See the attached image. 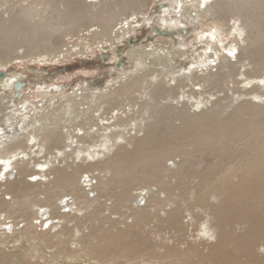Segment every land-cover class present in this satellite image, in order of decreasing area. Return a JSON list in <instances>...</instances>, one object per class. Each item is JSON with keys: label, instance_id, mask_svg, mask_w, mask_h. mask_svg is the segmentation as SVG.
I'll return each instance as SVG.
<instances>
[{"label": "bare ground", "instance_id": "bare-ground-1", "mask_svg": "<svg viewBox=\"0 0 264 264\" xmlns=\"http://www.w3.org/2000/svg\"><path fill=\"white\" fill-rule=\"evenodd\" d=\"M11 1L13 0L8 2L5 0V3H0V6L10 4ZM91 1L103 5L98 12H91V5L83 0H33L10 21L0 20V35L5 47L3 51H0V72L5 71L14 60H18L17 62L21 65L32 62L50 64L68 57L69 49L68 52H64L62 49L50 48L53 31L41 35L45 27L40 21L43 18L42 15L48 10L60 14L61 6H65L69 18L65 16L62 18H66L68 25L73 27L88 17L96 18L98 22L101 20L111 24L119 13L111 15L112 17H105V14L111 11L110 8L105 11L109 1H114L116 6L129 9L134 7L132 5H137L141 9L147 6V0ZM250 6L253 7L250 8ZM154 8V17L162 20L161 23L164 24L162 28L158 26L159 29L169 32L164 38L166 41L162 39L163 41L160 42L164 45L156 42V46L160 49L177 47L186 60L191 61H194L195 54L206 51L204 55H197L196 58L202 62H210L212 65L202 76L197 77L199 82L192 84L190 89L188 84H184V77L180 79V83L177 81L174 87L168 85L166 81L160 82L158 91L176 95L165 104L166 108L175 109V105L185 107L191 104L201 109L204 105L206 107L210 104V99H214L215 94L224 89L225 85L228 91H232L233 97L249 100V107L237 111L225 122L216 120L215 115L207 116L204 125L211 130H205L191 141L197 151L217 153V162L206 170H202L204 174L200 177L194 192L187 188L186 176L182 175L179 185L177 184L182 189V195L178 196L173 192L177 185L167 186L162 183L161 173L155 170L159 166L158 163L190 144L177 141V132L174 129L170 134L165 135L160 143H157L159 140L156 141V145L149 151L142 148L138 151L139 154L118 156L113 161L103 160L120 140L132 139L129 134L133 126H137L135 129L140 130L146 121L145 117L136 118V105L132 103H129V109H118L116 115L113 114L115 109L103 113H100V109L102 102H108L115 82L120 81L124 75L139 72L151 58L153 51L148 50L150 43L146 44L136 56L135 49L127 53L123 49L119 53L113 51L110 60L119 58L123 52L124 58L131 57L132 65L117 69L115 76H111L99 86L84 83L79 88L71 90L65 89L61 84L52 87L45 85L43 88L41 83L30 81L28 68L17 66L12 72H3L4 77L0 76V116H2L0 121V264H104L95 261L94 253L86 252L84 250L86 247L83 245L78 248L77 252L80 255L76 258H68L67 253L68 245L75 247L74 244L79 245L84 241L77 239L71 231L76 227L78 232L81 230L79 216H85L83 211L96 200L89 191L92 185L87 183L85 187L81 186V179L85 176L84 182L92 181L94 175L91 172L99 170L100 174L108 169L112 171L110 175L95 178L99 192L113 194L116 208L127 205L134 219L132 224L125 222L127 226L116 232L110 228L104 230L101 233L106 239L104 244L95 243L94 231L89 232L90 236L85 239V244L93 252H99V254L121 251L131 254L145 252L151 258L166 260V262L157 261L158 263L140 261L145 264H260L251 258L256 254L257 248L264 250V243H262L264 241V142L252 161L241 158L243 154L238 156L240 158H234L230 149L222 150L223 141L229 136H232V139L236 137L244 139L245 135L249 134L264 141V118L261 120L258 118L257 124L243 119V114L251 107L258 110L254 112L255 116L262 112L259 110L263 109L261 103H264V59L257 54L262 43L256 34L250 38V33L258 29L260 22L255 14L252 13V16L248 14L250 10L259 15L263 14L264 0H158V3L154 2ZM38 17H40L39 21ZM26 24L29 27L23 30ZM128 25L126 29L124 25L121 26L118 34L125 42L132 29L131 24ZM185 29L187 31L184 33ZM14 34L22 36V40L17 41ZM92 34L91 39L94 42V39L106 37V43L102 45L111 43L109 39L111 33L103 34L94 31ZM160 35L164 34L160 33ZM177 38L182 41L175 43ZM24 42L28 44L45 42L48 45L43 46V50L36 53L24 51L22 54L14 55V44L20 45ZM99 42L101 45L102 40ZM128 42L127 48L136 45L134 41L132 44H130L131 40ZM89 46L91 47V44ZM35 48L40 49L38 46ZM241 52H246L251 59L258 62L253 75L249 74L253 61L243 62L237 71L234 68V56ZM189 53L193 55L188 57ZM217 62L219 63L213 67ZM190 64L194 65V62ZM176 72L170 73L171 81L177 78ZM149 75L145 72L138 76ZM134 78L116 87L114 94H118V91L132 90ZM231 78H233L231 81L233 88L228 81ZM137 79L140 80V77ZM19 84L21 86L17 89L16 85ZM30 84L37 86L36 92L34 95L26 96L27 91L33 90L29 87ZM152 84L150 82L149 86ZM82 86L84 87L81 88ZM176 90L179 92L175 93ZM175 101H177L176 104ZM203 112L202 110L200 113ZM104 114L107 116L104 117ZM77 115H82L84 120L77 121ZM88 116H90L89 119ZM176 116L184 117L183 110H180ZM162 118L159 119L160 122ZM190 121L191 119L187 118L186 123ZM160 124L150 126L151 141L156 140ZM65 125L69 127L66 132ZM58 128L62 129L61 135L56 132ZM173 141L176 142L173 143ZM241 143L244 144V142ZM245 150L246 153L249 149L245 146ZM70 160L72 163L75 161H88V163L77 164V168L70 170L72 166L69 165ZM63 163L65 165H61ZM127 166H130L125 178L127 185L120 194L116 195L109 188L106 178L121 175ZM219 167L221 170H216ZM136 173L142 175L139 181L145 183L147 188H152L150 186L152 183H161V190L167 189L170 192L168 191L164 199H161L160 195L155 196V193L147 199L139 196L140 193H132ZM52 174V180L44 184ZM90 174L92 179L87 177ZM29 177H32L31 180L29 179L30 182ZM4 186L6 187L3 188ZM64 196L69 197L65 202L62 201ZM192 198L194 202H190L187 208L191 211V207H196L199 213L193 216L191 211V222H188L186 226L183 220L185 217H182L183 204ZM213 199L217 202H213ZM170 204L178 206L169 208L168 211L167 207ZM79 212L82 213L78 214ZM152 215L157 218V221L165 222L184 233H187V228L195 223L192 222L195 219L198 223L197 235L203 239L208 252L205 253L198 246L185 250H180L175 245L154 247L149 238L144 235L145 232L142 233V225ZM22 217L23 222L20 221ZM39 219H41V229L37 223ZM100 221L99 207L94 208L88 214L86 222L95 226ZM70 222H75L71 228L68 225ZM110 222L118 223L112 219ZM47 223H49L48 228L44 230L43 227ZM54 228H57V231L52 233ZM66 258H68L67 261H62ZM108 264L140 263L124 259ZM262 264H264L263 261Z\"/></svg>", "mask_w": 264, "mask_h": 264}, {"label": "rangeland", "instance_id": "rangeland-1", "mask_svg": "<svg viewBox=\"0 0 264 264\" xmlns=\"http://www.w3.org/2000/svg\"><path fill=\"white\" fill-rule=\"evenodd\" d=\"M8 1L9 0H7V2ZM31 1L33 0H13L11 1L10 4L7 3L5 6H0V20L4 22L10 21L11 18L19 14L25 7H27ZM83 1L91 5V12L93 13L98 12L103 6L102 4L92 2L91 0H83ZM154 2L158 3V0H147L146 1L147 6L143 9H141V7L140 8L137 7V5H132L134 6L133 7L134 9L136 8V10L132 8L136 12L133 14L134 11L131 8L129 9L124 7H119L115 5L114 1H109L108 5L105 8V11H107L109 8L111 9V11L110 13L105 14V17H112L111 15L113 14L116 15L117 13H119L116 15L117 17H114V21L111 24L104 23L101 20H99L100 22L99 23L98 19L88 17L90 20L88 18L87 19L85 18L79 24H76L73 27L68 25V20L66 18H62L63 16L69 18L65 6L63 5L61 6L60 14L52 10H48L42 15L43 18L40 21L41 25L45 27V30L41 32V35H43V33L45 32L52 33L53 31L52 36L50 38V44H49L50 48L51 47H52L51 49L58 48V50L62 49L64 52H68L67 50L69 49L70 53L68 52L69 54L68 57L66 59L55 61L54 63L52 62L50 64H43V63L35 64L32 62L30 64L21 65L17 62L18 60H14L13 63L3 72H12L13 70L16 69L17 66L22 67L24 69L28 68L27 72L29 74L30 81L41 83V85L44 86L43 88H45V85L48 87L50 86L52 87L54 85L56 86L57 84H61L64 86L65 89L71 90L74 88H79L80 85L81 84L83 85L84 83H91L92 85L96 84L97 86H99V85H103L107 79L111 78V76H115V71L117 69L122 68L123 66L129 67L132 65L130 62L131 57L124 58V56H122L123 52L120 54L119 58L116 57L113 58V60H110V57L113 56V51H117L119 53L121 49H123V51L127 53L131 49H135L137 50L135 54L136 56L141 52L142 49H144L143 47L146 44L150 43V48L148 50L153 51L151 58L147 60V63L142 67V69L139 72L133 75L130 74L124 75L120 79V81L115 82L114 86L112 87V93L110 92L109 94L108 102H102V106L100 109V113L110 112L111 110L115 109L113 114L116 115L117 112L119 111L118 109L120 108L129 109V103H132L136 105L135 106L136 108L135 110L137 112L136 118L145 117L146 121L144 122V124H142L140 130L135 129L137 128V126H133V129L129 134L132 137V139L129 141L120 140V142H118V144L111 151V153L108 154L107 158H104L103 160L113 161L118 156L125 157L127 154H139L138 151H140L142 148H145L144 150L149 151L152 147H154V145H156L155 143L156 141L159 140V142L157 143H160L164 139L163 137L165 135L170 134L174 129L177 132L176 135L177 141H182V144L184 143H190V144H187L185 148L172 153L170 157L158 163L157 165H159L160 167L157 166L155 170L161 173L162 183L166 184L167 186H176L177 184L179 185L181 176L185 175L186 176L185 182L187 183V188L191 192H194L197 189V186L200 181V177L204 174V171L202 170H206L207 168H209L213 163L217 162L218 159H217V153H212L210 151H204V150L197 151L195 149V146L191 144V141L194 140L196 136L205 132V130L206 131L211 130L210 127L208 126L206 127L204 125V123H206L207 116L215 115L216 120L220 122H225L231 119L237 111L241 110L242 108L249 107L250 106L249 100L247 98L237 99V97H233L232 91H228V87L225 85L224 89H221V91L215 94L214 99H210V104H208L206 107L204 105V107H202L201 109H199L197 106L193 107L191 104L185 107H182L181 105H175L176 107L175 109L166 108L165 104L171 101L172 98L176 95L165 94L164 91H158L159 88L158 84L160 82L166 81L168 85L174 87L175 83L177 81L180 83V79L184 77V81H185L184 84H188L189 85L188 89H190L192 87L191 86L192 84L199 82L197 77L202 76L205 70L207 68L212 67V65L210 62H202V60L196 58L197 55H204L206 51H202L198 54H195L194 61H191V60H186L184 54H182L181 51L177 50V47H173V48L164 47L160 49L158 46H156V42L159 43V45H164V43L160 44V42L163 41L162 39H164L167 35H160V33H156L154 30L155 28H158V30L161 31L159 27L161 26L160 28H162V26H164V24L161 23L162 20L154 17L155 14ZM0 3H5V0H0ZM127 7L130 6L127 5ZM252 7L253 6H250V8ZM123 10H125V12ZM252 13L253 15L255 14L257 16L256 18L260 23L258 25V29L253 30V32L250 33V38H252L254 34L258 36L260 42L262 43V46L257 51V54L260 58L264 59V13L259 15L257 14V12L250 10L248 15L252 16ZM130 15L133 18H131ZM39 19L40 17L37 18L38 21ZM129 23L132 25V26L130 25L132 29L131 32L128 33L125 42L122 41L123 40L122 38L120 39V35L118 34L120 33L119 31H121L120 29L121 26L124 25L126 29L129 27V25L127 26V24ZM28 27L29 25L27 24L24 25L23 30H27ZM136 28L137 30H135ZM94 31L103 34H105V32L106 34L111 33L109 36L111 43L108 45H102L106 43L105 42L106 37H101L100 39H94L95 40L94 42L91 39L93 37L92 33ZM113 31L115 32L113 33ZM186 31L187 29L184 30V33ZM14 37H16L17 41L22 40V36H18L17 34H14ZM101 40L102 43L100 45L99 41ZM129 40H131L130 44H132L134 41L136 42V45L134 47L127 48V46H129V42H128ZM85 41L87 43H85ZM181 41L182 39L177 38L175 43ZM90 44L91 47L89 46ZM45 45L48 44H46L45 42H39L37 44H28L25 42L20 43V45L14 44V49H15L14 55L19 53L22 54L24 51L27 52L30 51L36 53L42 51L43 46ZM37 46L40 47V49H36L35 47ZM4 48L5 47L2 44V37L0 35V51H3ZM192 55L193 54L189 53L188 57H191ZM234 57H235L234 68L236 69V71L237 69L241 68L243 62L253 61L249 69V74L250 75L254 74L253 70L257 69L256 63H258L256 60L251 59L246 52H241L239 55ZM207 58H209V56H207ZM191 62H194V65H191L190 64ZM218 63L219 62L215 63L213 67L216 66ZM252 67H254V69ZM175 71H177L175 74L177 78L171 81L170 73ZM145 72H148L150 75L138 76L139 74ZM110 73L111 75H109ZM132 77H135L133 89L128 92L118 91L117 92L118 94L115 95L114 93L116 90L114 89L120 86V84L128 82L129 80H131ZM138 77H140V80L137 79ZM64 79H66L65 82H63ZM69 80L70 82L68 83ZM228 81L231 88H233L232 87L233 83L231 82L233 81V78L229 79ZM150 82L153 83L151 86H149ZM29 87L33 88V90L27 91L28 93H26V96H30V94L34 95V93L36 92L35 88H37V86L30 84ZM83 87L84 86H82L81 88ZM144 88H146V90H144ZM177 92L179 91L176 90L175 93ZM176 103L177 101H175V104ZM261 105H263V109L259 110L262 111L261 113H257V116H255L254 112L258 110L257 108L251 107L243 114V119L245 121H253L255 122V124H257L259 119L261 120L262 118H264V103H261ZM180 110H183L184 117L176 116V114H178ZM202 110L204 112L200 113ZM106 116L107 114H104V117ZM161 117H163L162 122L159 121ZM186 117L191 119L190 123H186L187 122ZM76 118L77 121L79 122L84 120V117L82 115H77ZM89 118L90 116H88V119ZM158 122H160L161 124ZM158 124H160L159 126L160 128L158 129V136L155 141H151L149 139V132L151 130L150 126H156ZM67 129H69V127L66 126L64 131L66 132ZM61 131H62L61 128L56 129V132L59 135H61ZM236 136H240V135H236ZM242 139L243 137L240 138L236 137L233 139L232 136L226 137L223 141L222 151L230 149V153L234 155V158H240L238 156L243 154L241 158H246V161H252L254 159L256 152L262 147L264 141L260 138H255L253 137V135H249V134L245 135L243 141ZM175 142L176 141H173V143ZM241 142H244V144H242ZM140 145H142V147H139ZM245 146L249 149L246 153H245L246 151ZM69 162H70L69 165H72L71 168H69L70 170H72V168H77L78 166L77 164L83 163V165H85L88 163V161L86 162L75 161L74 163H72L71 160ZM199 163H201L203 167L199 165ZM61 165H65V164L63 163ZM129 169L130 166H127L126 170L121 175L113 178L112 177L110 178L108 176L106 178L109 188L112 189V193L118 195L126 187L127 184L125 178H126V173L129 171ZM218 169L221 170V167L217 168L216 170ZM91 173L94 175V179L92 181L86 180L84 182L83 181L85 179L84 176L81 179L82 181L80 185L81 186L84 185L85 187L87 183H90L89 185L90 186L92 185V187H90L89 190L90 194L93 198H96V200L92 203L91 206H89L86 210L83 211V213H85V216H79L80 218L79 220L81 221L79 226L81 230L78 232L77 231L78 228L76 227L75 229H73V231H71V234H73L77 239H81L84 241H82L79 245L74 244L75 247H73V245H68L69 246L67 253V255L69 256L68 258L70 257L76 258L77 255H80V253L77 251L78 248H80V246L83 245L84 247H86V249H84L86 252L89 251L88 253L91 254L94 253V258L96 259L95 261H99L104 264H108L116 261H122L124 259H129L131 262L138 261L140 264H145V262L143 263L140 262L142 260L147 262H154V263H158L157 261L166 262L165 259L160 260L157 258H151L149 254L145 252L131 254L121 251L118 253L99 254V252H93L91 248L86 246L85 239H87L90 236L89 232L94 231L93 241L95 243L104 244L106 242V239L101 235V233L104 230L110 228L116 232L119 229H124L127 226L125 222H127L129 225L132 224L134 219L132 211L127 205H122L121 207L116 208V201L115 198L113 197V194L107 195L104 194L103 192L102 193L99 192L98 190L95 178L99 176L105 177L107 175H110L112 171L108 169L106 170V172L100 174H99V170L94 173L93 172ZM141 176H142L141 174H137V173L135 174L134 176L135 183L134 186L132 187V193L134 194L140 193L139 196L145 199H147L149 196L155 193V196L160 195L161 199H164L170 192L167 189L161 190L162 189L161 183H152L150 185L152 188H147L148 186L145 183L139 181L141 179ZM87 177H90L89 179H92L91 174ZM31 178L32 177H29L28 181L29 179L31 180ZM52 178H53V174L49 179H47V182H44V184L48 183V180H52ZM36 182H40V181H36ZM178 185L175 189H173V192L175 193V195L181 196L182 189ZM5 187L6 186H4L3 188ZM67 198L69 197L64 196L62 201L65 202ZM193 199L194 198H192V200L189 201L186 200L185 201L186 203L183 204L184 209L182 212V217H185L183 220L186 226L188 225V222H191V218H190L191 211L193 213V216L199 213V209L196 207L194 208L191 207L192 208V209L190 208L191 211H189L187 208L190 202L191 203L194 202ZM212 201L217 202L216 199H213ZM177 206H178L177 204L174 205L170 204L168 205L167 209L169 211V208H174ZM98 207H99V214L101 217V221L97 225L92 226V224L86 222V219L88 214L94 208H98ZM81 213L82 212H79L78 214ZM110 219L117 221L118 223L111 224ZM23 220L24 218L22 217L20 221L23 222ZM40 221L41 219L37 221L39 229H41ZM192 222L195 223L189 228H187V233H184L179 230H176L171 225L165 222L157 221V218H154V215H152L151 217L148 218L146 223L142 225L143 228L142 233L145 232L144 235L149 238L150 242L153 244L154 247L160 248V246L175 245L178 246L180 250H185L192 246H198L205 253H207L208 248H205L203 244L204 243L203 239H200V236L197 235L198 223L196 222L195 219ZM74 224L75 222H70L68 225L71 228V226ZM48 225L49 223L44 225L43 229L46 230L48 228ZM55 231H57V228H54L52 233ZM239 231L240 230L238 229V232ZM136 239L137 238H135V240ZM262 243H264V241H262ZM14 252L17 251L14 250ZM263 255H264V250L263 249L259 250V248H257L256 254L254 255V257L251 258V260L262 264V261L264 262V257H262ZM68 258L62 259V261H67Z\"/></svg>", "mask_w": 264, "mask_h": 264}, {"label": "water", "instance_id": "water-1", "mask_svg": "<svg viewBox=\"0 0 264 264\" xmlns=\"http://www.w3.org/2000/svg\"><path fill=\"white\" fill-rule=\"evenodd\" d=\"M154 30H155L156 33H161V34L163 33L164 35L169 34L168 31H162V30L159 31L158 28H155ZM0 75L4 77V73H0ZM20 86H21L20 84L19 85H16V88L19 89ZM0 121H2V116H0Z\"/></svg>", "mask_w": 264, "mask_h": 264}]
</instances>
